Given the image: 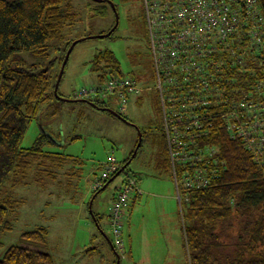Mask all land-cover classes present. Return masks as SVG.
I'll return each instance as SVG.
<instances>
[{"label":"rangeland","instance_id":"1","mask_svg":"<svg viewBox=\"0 0 264 264\" xmlns=\"http://www.w3.org/2000/svg\"><path fill=\"white\" fill-rule=\"evenodd\" d=\"M110 1L119 14L118 27L108 38L86 39L74 47L58 89L66 99H71L72 93L81 87L97 83L91 61L105 51L112 53L124 75L140 72L139 82L154 87L140 2ZM65 5L77 16L66 33L67 39L76 41L101 35L115 24L113 12L104 3L65 0ZM99 10H105L106 15L99 16L96 13ZM55 57H34L23 52L16 59L28 65L48 67ZM53 67L57 71V62ZM140 96L142 104L137 105V96L132 97L126 116L142 133L141 147L128 167L94 199L92 211L106 216L122 183L128 179L137 181L141 196L130 209V216H125L122 228L125 252L132 250L133 255L127 260L121 256L119 264H144L148 251L154 264H159L161 259H166L165 264H187L174 184L171 175L157 165L161 122L153 108L156 93L147 91ZM110 108L115 109L116 104L111 103ZM43 109L41 118L28 124L20 146L29 148L40 134H49L55 144L48 150L57 154L58 160L42 168L46 170L42 176L39 172L28 173L25 183L19 177V186L11 190L12 178L2 190L0 203L7 198L11 200L6 204L11 229L0 233V259L9 247L18 246L48 253L54 264H114L115 255L97 230L87 204L92 198L91 185L101 175L103 165L110 157L117 162L125 161L137 146L138 132L134 126L84 103L50 99ZM55 111L56 114L50 116ZM100 225L108 240H112L106 219L101 220ZM40 228L48 233L45 243L23 237ZM166 248L168 255L160 251Z\"/></svg>","mask_w":264,"mask_h":264},{"label":"trees","instance_id":"2","mask_svg":"<svg viewBox=\"0 0 264 264\" xmlns=\"http://www.w3.org/2000/svg\"><path fill=\"white\" fill-rule=\"evenodd\" d=\"M256 1L264 18V0ZM101 3L106 4L112 11L108 3ZM96 13L102 17L106 15L105 10ZM76 19V14L69 5H65V0H0V194L12 178L14 180L11 190L19 186V177H22L21 180L25 183L28 173L39 172L42 176L46 172L42 168H46L49 162L54 163L58 160L57 154L48 150L55 144V140L49 134H40L29 148H22L20 144L28 124L38 117L41 118L44 103L50 99L61 101L54 96L53 90L64 56L74 42L67 39L66 33ZM23 52L31 53L34 57L50 58L52 55L56 57L48 67L28 65L16 59L17 55ZM227 55L229 56L228 53ZM228 56L227 66L231 60ZM219 59L222 61L223 55H220ZM149 60L151 64L150 54ZM54 62L58 65L57 71L53 67ZM235 63L236 68L226 75L229 83L237 82V87L244 91L256 81L264 84L261 69L238 67L239 61L235 60ZM91 65L92 72L97 77L95 84L102 83L110 77L126 76L120 71L112 53L107 51L95 56ZM140 74L134 73L128 77L138 81L140 87L144 88V93L155 91L154 74L153 88L143 86L144 84L139 82ZM231 87L233 86L229 85L228 88ZM77 91L71 99L68 98L72 101L66 103H82L73 102L82 100L76 97ZM58 96L66 99L59 91ZM225 97L227 110L233 95L228 93ZM235 97L240 98L241 95L237 94ZM139 98L136 97V103L141 105L142 100ZM84 100L100 108L111 109L110 104H115V99ZM153 102V108L160 115L161 122L157 165L168 172L169 152L157 94ZM111 110L117 113L116 108ZM56 112L50 116H54ZM216 112L218 109H212V114L210 113L209 123H212V127L206 126L210 131L209 136L199 141L200 147L216 149L213 156L204 157L198 163L199 167L207 168L209 182L200 189H182L183 192L186 191L184 195L180 189L182 217L179 214V218L182 223L181 234L187 264H264V158L256 159L243 142L231 138L225 126L221 127L218 123ZM117 114L128 121L126 115ZM133 152L125 161L117 162L121 168L131 160ZM168 173L170 174V171ZM116 174L117 172L111 178ZM100 189L91 190V195L98 196L101 193H98ZM138 199L130 198L127 216H130L129 211L137 204ZM10 203V198L0 203V233L11 229L8 221L9 209L6 206ZM94 215L102 228L100 221L104 219V215ZM47 234L45 229L40 228L24 234L23 237L32 242L45 243ZM110 241L112 243V240ZM0 264H54V262L48 253L12 246L0 259Z\"/></svg>","mask_w":264,"mask_h":264},{"label":"built area","instance_id":"3","mask_svg":"<svg viewBox=\"0 0 264 264\" xmlns=\"http://www.w3.org/2000/svg\"><path fill=\"white\" fill-rule=\"evenodd\" d=\"M139 2L155 77L154 89L164 121L170 175L181 215L180 189H200L209 182L207 168L199 167L198 163L216 152L199 144L209 136L212 109H218V123L225 126L231 138L243 142L256 159L264 158L260 157L264 156V84L256 81L244 91L237 87V82L229 83L226 78L236 68L235 60L240 63L238 67L261 69L264 75V18L256 0ZM226 56L231 59L228 66ZM229 85L233 87L228 88ZM144 91L131 77H110L102 83L81 87L76 97L115 99L116 112L126 115L131 98ZM228 93L233 100L225 110ZM237 94L241 97L236 98ZM120 168L110 157L91 190L100 189ZM134 194L141 196V190L134 180L128 179L118 188L106 217L107 229L120 257L125 255L123 220Z\"/></svg>","mask_w":264,"mask_h":264},{"label":"water","instance_id":"4","mask_svg":"<svg viewBox=\"0 0 264 264\" xmlns=\"http://www.w3.org/2000/svg\"><path fill=\"white\" fill-rule=\"evenodd\" d=\"M91 1L96 2V3H101V2H106V3H108V4L111 6V8H112V11H113V14H114V17H115V24H114V26L112 27V29H111L109 32H107L106 34H101V35L93 36V37H90V38H81V39H78V40L72 42V44L70 45V47L68 48V50H67V52H66V54H65V56H64L63 62H62V64H61V67H60V70H59V73H58V76H57L56 83H55V85H54V90H53V94H54V96H55L56 98H58L59 100H61V101H65V102H71V101H72V100L65 99V98H62V97L58 96V89H59V84H60V81H61L62 76H63V73H64L65 66H66V64H67V62H68V59H69L70 54H71L72 50L74 49V47H75L78 43H80V42H82V41H85L86 39H91V38H95V39H104V38H108V37L111 36V34L115 31V29H116L117 26H118V22H119L118 13H117V10H116L115 5H114L110 0H91ZM74 101H75V102L77 101V102H82V103L89 104L90 106L94 107L95 109H97V110H99V111H101V112H106V113L110 114L111 116L115 117L116 119H118L119 121H121V122H123V123H125V124L131 125V126H134V125H132L131 123H129L128 121H126L124 118H122L121 116H119L117 113H115L113 110H111V109H109V108H100V107H98L97 105H95L94 103L89 102V101L84 100V99H82V100H73V102H74ZM134 127H135V126H134ZM135 128H136V130H137V132H138V143H137L136 148L134 149V152H133V154H132V158H131V160H132V159L134 158V156L136 155V153H137L139 147L141 146V141H142V135H141V133H140V130H139L137 127H135ZM131 160H130L128 163H126V164L121 168V170H119V171L117 172V174H116L114 177H112V178L107 182V184H105V185L99 190L98 193L104 191V190L107 188V186H108V185H109V184H110V183H111V182H112V181H113L118 175H120V174L126 169V167L129 165V163L131 162ZM96 196H97V194L93 195L92 198L90 199L89 204H88V211H89L90 217H91V219L93 220V222H94V224H95L97 230H98V231H99V232L105 237L106 241L108 242L109 246L111 247V249H112V251H113V253H114V255H115V258H116V263H115V264H119V263H120V256H119V254L114 250V247L112 246L111 241L108 240V238H107L106 235L104 234L103 230L100 228L99 223H98V221H97V218L95 217V215H94V213H93V211H92V203H93V201H94V199H95Z\"/></svg>","mask_w":264,"mask_h":264},{"label":"crops","instance_id":"5","mask_svg":"<svg viewBox=\"0 0 264 264\" xmlns=\"http://www.w3.org/2000/svg\"><path fill=\"white\" fill-rule=\"evenodd\" d=\"M75 92V91H74ZM74 92L72 93V95L74 96ZM90 190H91V188H90ZM176 200V199H175ZM83 201V200H82ZM176 205H177V201H176ZM177 209H178V205H177ZM101 214V213H100ZM103 215V214H102ZM127 215V214H126ZM106 219V217H105V215H104V219L103 220H105ZM160 231V230H159ZM158 231V232H159ZM160 251H163L164 253H166L167 255L169 254V252H168V248H166V249H161ZM154 253V252H153ZM155 254L156 255H158L156 252H155ZM132 255H133V252H132V250H129V251H127V249H126V252H125V260H127V258H130V259H132ZM147 255H148V257H149V255L151 256V254H150V251H148V253H147ZM146 258L144 261H143V263L144 264H154V262H153V259L152 258ZM139 259L140 260H142L140 257H139ZM158 263L159 264H165L166 263V259L164 260V259H161V260H159L158 261Z\"/></svg>","mask_w":264,"mask_h":264},{"label":"bare ground","instance_id":"6","mask_svg":"<svg viewBox=\"0 0 264 264\" xmlns=\"http://www.w3.org/2000/svg\"><path fill=\"white\" fill-rule=\"evenodd\" d=\"M108 5H109V4H108ZM116 10H117V9H116ZM117 12H118V11H117ZM118 15H119V14H118ZM117 27H118V26H117ZM146 44H147V43H146ZM146 47H147V46H146ZM150 65H151V64H150ZM151 66H152V65H151ZM152 70H153V69H152ZM152 70H151V71H152ZM123 77H124V76H123ZM152 78H153V77H152ZM137 82H138V81H137ZM143 86H145V85H143ZM143 89H144V88H143ZM150 90H151V89H150ZM153 91H154V90H153ZM150 92H151V91H150ZM147 94H148V93H146V95H147ZM140 95H141V94H140ZM143 95H144V94H143ZM133 97H134V96H133ZM140 97H141V99H142V96H140ZM131 99H132V98H131ZM139 99H140V98H139ZM133 100H134V99H133ZM148 101H149V100H148ZM136 102H137V100H136ZM142 102H143V101H142ZM141 104H142V103H141ZM137 105H138V104H137ZM155 106H156V105H155ZM155 108H156V107H155ZM157 110H158V109H157ZM156 114H157V113H156ZM159 116H160V115H159ZM158 120H159V119H158ZM129 126H130V125H129ZM159 134H160V131H159ZM158 136H159V135H158ZM156 139H157V138H156ZM166 155H167V153H166L164 156H166ZM134 157H135V156H134ZM164 158H165V157H164ZM165 159H167V157H166ZM132 160H133V159H132ZM168 162H169V161H168ZM167 165H168V164H167ZM168 168H169V166H168ZM169 171H170V169H169ZM169 171H168V172H169ZM135 182L137 183V181H135ZM173 188H174V187H173ZM181 191H182V189H181ZM181 191H180V192H181ZM192 191H193V190H192ZM182 192H183V191H182ZM184 192H186V191H184ZM184 192H183V195L185 194ZM137 197H138V196H137ZM185 226H186V225H185Z\"/></svg>","mask_w":264,"mask_h":264}]
</instances>
